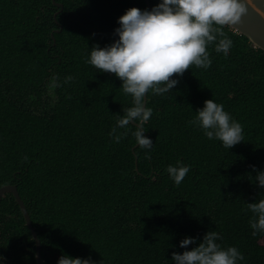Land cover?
Returning a JSON list of instances; mask_svg holds the SVG:
<instances>
[{"label": "trees", "instance_id": "16d2710c", "mask_svg": "<svg viewBox=\"0 0 264 264\" xmlns=\"http://www.w3.org/2000/svg\"><path fill=\"white\" fill-rule=\"evenodd\" d=\"M133 7L150 11L146 0H0V188L17 186L44 264L62 255L174 264L173 252L209 231L241 252L238 264H264V232L253 235L248 209L264 199L253 179L264 172V50L225 27L227 56L209 45L208 69L192 66L169 93H147L152 148L137 145L136 122L117 129L127 131L117 143L109 133L133 99L87 60L93 46L114 43ZM208 99L241 124L242 142L227 149L190 123ZM178 161L190 170L177 186L166 169ZM186 237L196 243L181 248ZM0 264H38L12 193L0 202Z\"/></svg>", "mask_w": 264, "mask_h": 264}, {"label": "clouds", "instance_id": "9594fccd", "mask_svg": "<svg viewBox=\"0 0 264 264\" xmlns=\"http://www.w3.org/2000/svg\"><path fill=\"white\" fill-rule=\"evenodd\" d=\"M252 0H161L150 11L133 7L122 15L114 35L119 39L100 48L93 46L87 63L101 72L114 74L122 81V90L133 99V106L123 109L117 115L116 127L109 133L119 143L122 136L118 128L127 130L136 122L135 137L137 145L150 150L153 142L145 136L144 124L152 116V109L144 104L146 94L151 90L154 95L169 93L192 66L208 69L212 60L209 45L215 44V52L228 55L233 41L224 31L225 27H235L247 15ZM53 86H59L53 77ZM73 80L65 78V83ZM139 121V123H137ZM191 124L201 128L209 140H219L227 149L243 141V129L239 122L232 119L222 104L213 99L204 102V107L196 111ZM27 159V157H25ZM190 170L181 162L169 165L166 171L178 186ZM254 171L255 168H253ZM257 185L264 188V172H257L253 178ZM253 213L250 227L253 235L264 232V199L248 203ZM220 235L209 231L202 242L191 250L172 253L174 264H238L244 257L234 246L223 248L219 243ZM196 243V238L186 237L180 247L187 249ZM58 264H93L91 259L71 258L62 255Z\"/></svg>", "mask_w": 264, "mask_h": 264}, {"label": "water", "instance_id": "95a60500", "mask_svg": "<svg viewBox=\"0 0 264 264\" xmlns=\"http://www.w3.org/2000/svg\"><path fill=\"white\" fill-rule=\"evenodd\" d=\"M149 9L151 10L152 4L150 0H146ZM232 29L238 31L241 34L247 36L250 41L256 46L264 50V0H252L251 6H249L248 13L242 17V21ZM118 39V35L115 37L114 42ZM147 103V94L144 98V104ZM7 193H12L25 216L27 225L30 227L33 237L36 240L37 246V261L38 264H44L41 254V240L35 230L32 223L31 216L26 207L24 200L22 199L18 188L15 184L4 185L0 188V202Z\"/></svg>", "mask_w": 264, "mask_h": 264}]
</instances>
